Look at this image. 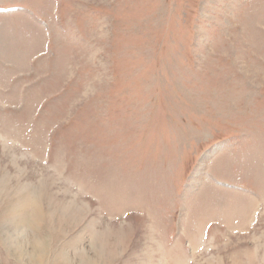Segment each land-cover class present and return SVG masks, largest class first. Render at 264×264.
Here are the masks:
<instances>
[{
    "label": "rangeland",
    "instance_id": "374dc122",
    "mask_svg": "<svg viewBox=\"0 0 264 264\" xmlns=\"http://www.w3.org/2000/svg\"><path fill=\"white\" fill-rule=\"evenodd\" d=\"M0 264H264V0H0Z\"/></svg>",
    "mask_w": 264,
    "mask_h": 264
}]
</instances>
